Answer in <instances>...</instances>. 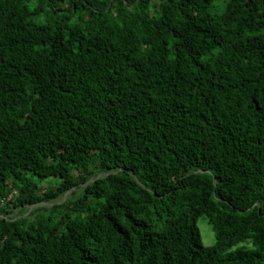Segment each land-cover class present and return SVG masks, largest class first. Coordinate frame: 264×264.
Returning <instances> with one entry per match:
<instances>
[{
	"label": "trees",
	"instance_id": "1",
	"mask_svg": "<svg viewBox=\"0 0 264 264\" xmlns=\"http://www.w3.org/2000/svg\"><path fill=\"white\" fill-rule=\"evenodd\" d=\"M0 264H264V0H0Z\"/></svg>",
	"mask_w": 264,
	"mask_h": 264
},
{
	"label": "rangeland",
	"instance_id": "2",
	"mask_svg": "<svg viewBox=\"0 0 264 264\" xmlns=\"http://www.w3.org/2000/svg\"><path fill=\"white\" fill-rule=\"evenodd\" d=\"M41 6H37V9L39 10ZM45 185V184H43ZM32 209V207L28 208L27 210L23 211L24 215H27L29 211ZM17 213V209L13 210L10 214L11 216H14ZM197 227L199 229L201 241L204 246H210L214 243V234L211 231L210 227L206 223V220L202 217L198 218L197 220Z\"/></svg>",
	"mask_w": 264,
	"mask_h": 264
}]
</instances>
